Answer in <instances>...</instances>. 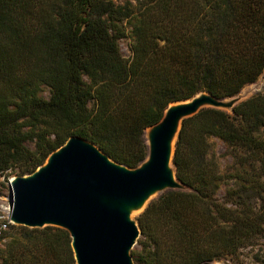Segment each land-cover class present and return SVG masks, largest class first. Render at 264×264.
<instances>
[{
	"label": "trees",
	"instance_id": "obj_1",
	"mask_svg": "<svg viewBox=\"0 0 264 264\" xmlns=\"http://www.w3.org/2000/svg\"><path fill=\"white\" fill-rule=\"evenodd\" d=\"M121 8L114 0H0L7 181L34 173L73 136L135 169L148 155L145 131L170 105L202 92L229 99L264 74V0H142L117 24ZM32 129L46 138L36 149L24 139ZM214 139L231 159L225 168ZM173 163L188 191H168L141 213L133 259L220 262L264 239V93L233 113L207 108L186 119ZM0 264H76L71 235L11 224Z\"/></svg>",
	"mask_w": 264,
	"mask_h": 264
},
{
	"label": "water",
	"instance_id": "obj_2",
	"mask_svg": "<svg viewBox=\"0 0 264 264\" xmlns=\"http://www.w3.org/2000/svg\"><path fill=\"white\" fill-rule=\"evenodd\" d=\"M248 94L218 99L202 92L170 105L145 131L148 155L135 169L71 137L34 173L10 180L12 224L66 229L76 264H135L132 250L141 232L134 215L168 191H188L173 163L183 122L207 108L233 113Z\"/></svg>",
	"mask_w": 264,
	"mask_h": 264
},
{
	"label": "rangeland",
	"instance_id": "obj_3",
	"mask_svg": "<svg viewBox=\"0 0 264 264\" xmlns=\"http://www.w3.org/2000/svg\"><path fill=\"white\" fill-rule=\"evenodd\" d=\"M142 0H114V3L117 4L119 7H122L121 10L125 14L123 16H117V21L122 22L120 18H125L128 13H132L133 11L137 10L139 3ZM128 4H131L129 6ZM124 7V8H123ZM120 11V10H119ZM119 22V23H120ZM124 24H120V26H126L129 28L128 20H123ZM132 42V38L129 32H127L126 36H124L120 40V49L123 57L126 59L130 56V44ZM243 92L249 93V98L259 94L264 93V74L262 77L252 85H249L243 89ZM42 96L45 98L50 97V89L45 87L42 91ZM27 131V130H26ZM146 141V136H144ZM24 139L26 144L31 149L39 148L44 142V132L42 130H29L28 132L24 133ZM213 143L215 145V151L217 155L220 157L221 165L223 168L227 167L231 163V159L228 156L226 146L214 139ZM15 175L9 178V181L6 180L4 176H0V215L9 217L11 214L10 203H11V186L10 180H12ZM141 215L140 213H136L134 215V220L137 221L138 217ZM140 247L136 244L132 251H138ZM135 264H140L136 259H133ZM214 264H264V239H259L253 246L246 247L239 252V255L236 258H229L225 259L220 262H214Z\"/></svg>",
	"mask_w": 264,
	"mask_h": 264
},
{
	"label": "built area",
	"instance_id": "obj_4",
	"mask_svg": "<svg viewBox=\"0 0 264 264\" xmlns=\"http://www.w3.org/2000/svg\"><path fill=\"white\" fill-rule=\"evenodd\" d=\"M11 224L12 222H11L10 216L5 217V216L0 215V238L9 229Z\"/></svg>",
	"mask_w": 264,
	"mask_h": 264
}]
</instances>
